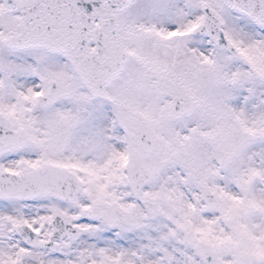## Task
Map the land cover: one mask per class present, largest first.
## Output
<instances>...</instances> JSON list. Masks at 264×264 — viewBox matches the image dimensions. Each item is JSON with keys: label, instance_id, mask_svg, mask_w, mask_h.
<instances>
[{"label": "snow or ice", "instance_id": "obj_1", "mask_svg": "<svg viewBox=\"0 0 264 264\" xmlns=\"http://www.w3.org/2000/svg\"><path fill=\"white\" fill-rule=\"evenodd\" d=\"M0 264H264V0H0Z\"/></svg>", "mask_w": 264, "mask_h": 264}]
</instances>
